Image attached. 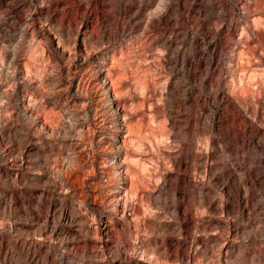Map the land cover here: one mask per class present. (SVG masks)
<instances>
[{"label": "rangeland", "instance_id": "obj_1", "mask_svg": "<svg viewBox=\"0 0 264 264\" xmlns=\"http://www.w3.org/2000/svg\"><path fill=\"white\" fill-rule=\"evenodd\" d=\"M205 228L264 264V0H0V264Z\"/></svg>", "mask_w": 264, "mask_h": 264}, {"label": "crops", "instance_id": "obj_2", "mask_svg": "<svg viewBox=\"0 0 264 264\" xmlns=\"http://www.w3.org/2000/svg\"><path fill=\"white\" fill-rule=\"evenodd\" d=\"M205 221H209V224H212L215 228H218L221 224V221L218 220H203L198 223ZM191 222L194 224V220H191ZM173 239L169 250L170 264H224V260L232 257L231 250L233 248L227 251L223 247L222 238L217 235L215 229L205 228L203 230H195V232L191 229V232L185 236L179 235Z\"/></svg>", "mask_w": 264, "mask_h": 264}, {"label": "bare ground", "instance_id": "obj_3", "mask_svg": "<svg viewBox=\"0 0 264 264\" xmlns=\"http://www.w3.org/2000/svg\"><path fill=\"white\" fill-rule=\"evenodd\" d=\"M50 206H51V204H50ZM64 219H65L66 222L70 221L68 217H64Z\"/></svg>", "mask_w": 264, "mask_h": 264}]
</instances>
